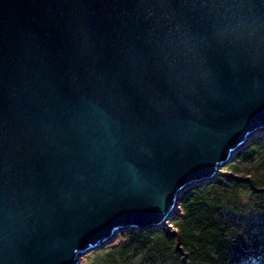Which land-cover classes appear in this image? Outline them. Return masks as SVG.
<instances>
[{
    "label": "water",
    "instance_id": "95a60500",
    "mask_svg": "<svg viewBox=\"0 0 264 264\" xmlns=\"http://www.w3.org/2000/svg\"><path fill=\"white\" fill-rule=\"evenodd\" d=\"M262 135L264 0H0V264L162 228Z\"/></svg>",
    "mask_w": 264,
    "mask_h": 264
},
{
    "label": "trees",
    "instance_id": "16d2710c",
    "mask_svg": "<svg viewBox=\"0 0 264 264\" xmlns=\"http://www.w3.org/2000/svg\"><path fill=\"white\" fill-rule=\"evenodd\" d=\"M180 195L171 229L124 231L81 264H264V135Z\"/></svg>",
    "mask_w": 264,
    "mask_h": 264
},
{
    "label": "rangeland",
    "instance_id": "374dc122",
    "mask_svg": "<svg viewBox=\"0 0 264 264\" xmlns=\"http://www.w3.org/2000/svg\"><path fill=\"white\" fill-rule=\"evenodd\" d=\"M177 211H179V209H178ZM176 214H177V213H175V215H176ZM168 223H169V222H167V225H166L167 227H166L165 229H170V228H168V227H169V226H168V225H169ZM162 228H163V227H162ZM117 235H118V234H117ZM82 259H83V258H82ZM82 259H81V262H82Z\"/></svg>",
    "mask_w": 264,
    "mask_h": 264
},
{
    "label": "built area",
    "instance_id": "2783aa9c",
    "mask_svg": "<svg viewBox=\"0 0 264 264\" xmlns=\"http://www.w3.org/2000/svg\"><path fill=\"white\" fill-rule=\"evenodd\" d=\"M166 225H167V223H166ZM166 225H165L163 228H166V227H167ZM168 226H169L168 228H170V229H171V226H170V225H168ZM167 230H168V229H167Z\"/></svg>",
    "mask_w": 264,
    "mask_h": 264
},
{
    "label": "bare ground",
    "instance_id": "6f19581e",
    "mask_svg": "<svg viewBox=\"0 0 264 264\" xmlns=\"http://www.w3.org/2000/svg\"><path fill=\"white\" fill-rule=\"evenodd\" d=\"M170 222V221H169Z\"/></svg>",
    "mask_w": 264,
    "mask_h": 264
}]
</instances>
